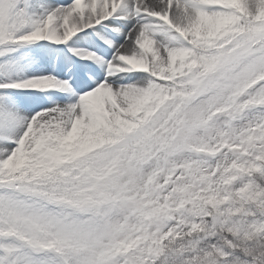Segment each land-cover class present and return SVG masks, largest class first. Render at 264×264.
Here are the masks:
<instances>
[{
    "label": "snow or ice",
    "instance_id": "snow-or-ice-1",
    "mask_svg": "<svg viewBox=\"0 0 264 264\" xmlns=\"http://www.w3.org/2000/svg\"><path fill=\"white\" fill-rule=\"evenodd\" d=\"M0 264H264V0H0Z\"/></svg>",
    "mask_w": 264,
    "mask_h": 264
}]
</instances>
